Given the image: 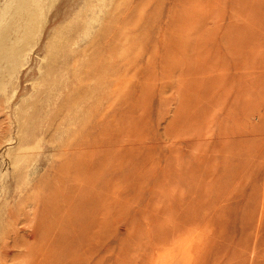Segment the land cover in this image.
Returning <instances> with one entry per match:
<instances>
[{"label": "rangeland", "instance_id": "374dc122", "mask_svg": "<svg viewBox=\"0 0 264 264\" xmlns=\"http://www.w3.org/2000/svg\"><path fill=\"white\" fill-rule=\"evenodd\" d=\"M0 264H264V0H0Z\"/></svg>", "mask_w": 264, "mask_h": 264}]
</instances>
